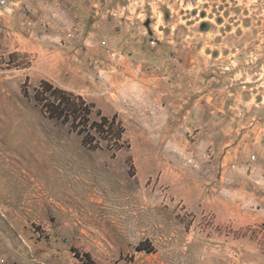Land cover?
Listing matches in <instances>:
<instances>
[{"label": "rangeland", "instance_id": "374dc122", "mask_svg": "<svg viewBox=\"0 0 264 264\" xmlns=\"http://www.w3.org/2000/svg\"><path fill=\"white\" fill-rule=\"evenodd\" d=\"M85 263L264 264V0L0 2V264Z\"/></svg>", "mask_w": 264, "mask_h": 264}, {"label": "trees", "instance_id": "16d2710c", "mask_svg": "<svg viewBox=\"0 0 264 264\" xmlns=\"http://www.w3.org/2000/svg\"><path fill=\"white\" fill-rule=\"evenodd\" d=\"M41 84V91L36 90L37 96L41 95L43 97L45 93L50 92V96L52 97L40 99L44 102L43 106L48 116L71 121L74 128L80 132H84L83 143L91 144L95 141V137H93L94 135L91 132L92 129L101 136H110L115 140L121 138L122 129L116 125L114 117L109 119L106 116H101L100 121L90 120L91 109L88 103L80 98H77L76 101L75 98H72L73 95L54 88L47 81H42ZM83 121L85 123H82Z\"/></svg>", "mask_w": 264, "mask_h": 264}, {"label": "built area", "instance_id": "2783aa9c", "mask_svg": "<svg viewBox=\"0 0 264 264\" xmlns=\"http://www.w3.org/2000/svg\"><path fill=\"white\" fill-rule=\"evenodd\" d=\"M0 2L3 4L4 3V0H0Z\"/></svg>", "mask_w": 264, "mask_h": 264}]
</instances>
